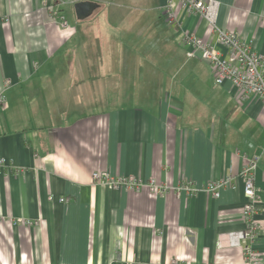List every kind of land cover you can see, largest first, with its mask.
I'll return each instance as SVG.
<instances>
[{
	"label": "crops",
	"instance_id": "obj_1",
	"mask_svg": "<svg viewBox=\"0 0 264 264\" xmlns=\"http://www.w3.org/2000/svg\"><path fill=\"white\" fill-rule=\"evenodd\" d=\"M75 1L0 0V264H264V154L256 262L238 234L241 170L264 145L261 100L240 103L230 81L216 83L161 16L166 0L146 17L107 13L105 0L78 17ZM218 2L217 25L264 52V0ZM175 7L185 29L215 42L202 16ZM94 171L167 188H110ZM229 174L236 187L219 197L176 191Z\"/></svg>",
	"mask_w": 264,
	"mask_h": 264
},
{
	"label": "built area",
	"instance_id": "obj_2",
	"mask_svg": "<svg viewBox=\"0 0 264 264\" xmlns=\"http://www.w3.org/2000/svg\"><path fill=\"white\" fill-rule=\"evenodd\" d=\"M181 8L191 14L202 16L213 27L215 42L205 41L199 35L184 28L175 7V0H166L164 5L165 19L172 25L178 27L183 33L184 40L190 45L191 53L198 55L209 62L215 75L217 84L230 81L237 88V99L241 103L251 95L258 97L264 105V52L253 49L252 43L245 41L237 32L224 30L216 23L218 12V0H179ZM61 24L68 27L69 23L64 16H61ZM10 83V80H7ZM6 101L4 93L0 92V105ZM261 154H264V145L260 154L246 157V164L241 170L244 177L245 204L243 207V217L246 221V229L238 232L239 236L246 238L244 254L247 263L257 261L254 250V242L260 230L259 222L256 219L258 211L259 192L255 182V173ZM7 164V159L0 157V167ZM92 178L95 183L105 184L110 188L128 189L140 191L145 185L152 191L161 192L167 186L158 184L155 179H150L145 183L134 175H113L109 171H94ZM236 176L229 174L216 180L209 181L204 186H198L195 182L187 181L180 185L176 191L184 189L189 196L197 195L201 191H206L214 197L221 195V189L225 186L236 187ZM62 200H65L63 197ZM20 220L13 221L18 224ZM28 225L37 224V221L24 219ZM168 264H190L179 258H172Z\"/></svg>",
	"mask_w": 264,
	"mask_h": 264
},
{
	"label": "rangeland",
	"instance_id": "obj_3",
	"mask_svg": "<svg viewBox=\"0 0 264 264\" xmlns=\"http://www.w3.org/2000/svg\"><path fill=\"white\" fill-rule=\"evenodd\" d=\"M111 2H118V3H121V4H134V5H136V7H133V6L118 7L116 5H112ZM102 3H104L106 5L107 13L109 11V8H111V12H113V13H115L116 10H120V11L116 12L119 15H126V14L130 15V13H131V14L144 15L146 17V16H149V15H152L153 13L158 14L157 11L154 12V11H150L149 10V8H153L152 5L156 4L157 0H150V1H147V0H105ZM116 7H118V9ZM96 14H101V11L97 10ZM162 15L164 16L163 12L161 13V16ZM70 17L74 18L75 15L71 14ZM173 27H176V26L173 25Z\"/></svg>",
	"mask_w": 264,
	"mask_h": 264
},
{
	"label": "water",
	"instance_id": "obj_4",
	"mask_svg": "<svg viewBox=\"0 0 264 264\" xmlns=\"http://www.w3.org/2000/svg\"><path fill=\"white\" fill-rule=\"evenodd\" d=\"M75 11L78 17L88 15L93 8V4L89 0H76L74 2Z\"/></svg>",
	"mask_w": 264,
	"mask_h": 264
},
{
	"label": "trees",
	"instance_id": "obj_5",
	"mask_svg": "<svg viewBox=\"0 0 264 264\" xmlns=\"http://www.w3.org/2000/svg\"><path fill=\"white\" fill-rule=\"evenodd\" d=\"M93 264V263H92Z\"/></svg>",
	"mask_w": 264,
	"mask_h": 264
}]
</instances>
